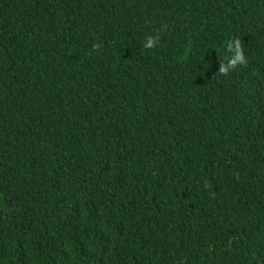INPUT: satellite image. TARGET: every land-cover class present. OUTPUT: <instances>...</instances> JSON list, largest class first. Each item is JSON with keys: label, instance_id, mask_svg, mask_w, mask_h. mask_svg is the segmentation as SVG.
<instances>
[{"label": "trees", "instance_id": "16d2710c", "mask_svg": "<svg viewBox=\"0 0 264 264\" xmlns=\"http://www.w3.org/2000/svg\"><path fill=\"white\" fill-rule=\"evenodd\" d=\"M0 264H264V0H0Z\"/></svg>", "mask_w": 264, "mask_h": 264}, {"label": "clouds", "instance_id": "9594fccd", "mask_svg": "<svg viewBox=\"0 0 264 264\" xmlns=\"http://www.w3.org/2000/svg\"><path fill=\"white\" fill-rule=\"evenodd\" d=\"M155 43H156V38L153 36H148L145 39L144 47L152 48L155 45ZM235 43H236V48H237V54L228 60L227 66H223V65L221 66L220 72H227L230 68L235 66L237 63L243 62L244 58H243L242 53L239 51V44L238 42H235Z\"/></svg>", "mask_w": 264, "mask_h": 264}]
</instances>
